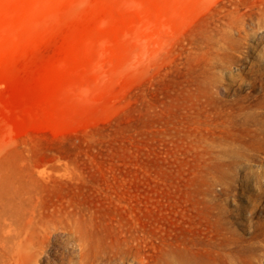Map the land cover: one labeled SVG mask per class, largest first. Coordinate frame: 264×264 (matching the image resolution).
I'll return each instance as SVG.
<instances>
[{
    "label": "rangeland",
    "instance_id": "obj_1",
    "mask_svg": "<svg viewBox=\"0 0 264 264\" xmlns=\"http://www.w3.org/2000/svg\"><path fill=\"white\" fill-rule=\"evenodd\" d=\"M263 97L264 0H0V264H264Z\"/></svg>",
    "mask_w": 264,
    "mask_h": 264
},
{
    "label": "bare ground",
    "instance_id": "obj_2",
    "mask_svg": "<svg viewBox=\"0 0 264 264\" xmlns=\"http://www.w3.org/2000/svg\"><path fill=\"white\" fill-rule=\"evenodd\" d=\"M259 97H260V96H259ZM263 98H264V97H263ZM259 99H260V98H259ZM262 101H264V99H263ZM257 103H259V102H257ZM257 103H255V104H257ZM263 103H264V102H263ZM247 104H248V103H247ZM260 104H262V103H260ZM248 105H249V104H248ZM252 105H254V104H252ZM252 105H251V106H252ZM242 106H243V105H242ZM256 106H257V105H256ZM260 106L262 107V106H264V104H262V105H260ZM260 106H258V107H260ZM243 107H244V106H243ZM253 107H254V106H253ZM248 108H249V107H248ZM255 108H256V107H255ZM253 110H254V109H253ZM246 111H247V109H246ZM248 111L250 112V110H248ZM257 111H258V110H257ZM257 111H256V112H257ZM251 112H252V111H251ZM251 112H250V113H251ZM260 113H262V112H260ZM252 114H253V113H252ZM247 115H248V114H247ZM254 115H255V114H254ZM254 115H252L254 118L257 117V115H255V116H254ZM263 115H264V114H263ZM261 116H262V115H261ZM258 117H259V116H258ZM250 118H251V117H250ZM250 118H249V119H250ZM254 118H252V119L255 120ZM256 119L259 120L260 117H259V119H258V118H256ZM262 119H263V118L261 117V120H262ZM257 120H256V121H257ZM263 121H264V120H263ZM247 122H248V120H247ZM249 122H250V121H249ZM251 122H252V120H251ZM259 122H260V121H259ZM260 123H261V122H260ZM263 123H264V122H262V125H263ZM253 125H254V124H253ZM253 125H252V127H253ZM257 125H260V124L257 123ZM249 126H250V124H249ZM255 126H256V125H255ZM263 126H264V125H263ZM247 127H248V123H247ZM247 127H246V128H247ZM261 127H262V126H261ZM249 129H250V128H249ZM259 130H260V129H259ZM254 131H255V130H254ZM252 132H253V131H252ZM255 132H256V131H255ZM248 133H250V131H249ZM258 133H259V132H258ZM263 133H264V132H263ZM254 134H255V133H254ZM262 135H263V134H262ZM262 135H260V136H262ZM251 136H252V135H251ZM255 136H257V134H256ZM255 136H254V137H255ZM247 137H248V136H247ZM254 137H253V138H254ZM258 138H259V135H258ZM254 139H255V138H254ZM259 140H260V139H259ZM242 141H244V140H242ZM253 141H254V140H253ZM255 141H257V137H256V140H255ZM255 141H254V142H255ZM248 142H249V141H248ZM257 142H258V141H257ZM244 144H245V146L247 145L246 143H244ZM251 144H252V143H251ZM257 144H259V143H256V146H257ZM241 145H242V144H240V146H241ZM252 145H253V144H252ZM254 146H255V145H254ZM263 146H264V145H263ZM242 147H243V146H242ZM242 147H240V148L242 149ZM249 147H251V146H249ZM252 147H253V146H252ZM253 148H254V147H253ZM255 148H256V147H255ZM255 148H254V149H255ZM245 149H246V148H244V150H245ZM247 149H248V148H247ZM247 149H246V150H247ZM257 149H258V147L256 148V150H257ZM261 149H263V148L261 147ZM235 150H236V149H235ZM237 150H238V147H237ZM244 150H243V151H244ZM249 150H250V149H249ZM259 150H260V149H259ZM239 151H240V150H239ZM236 152H237V151H236ZM236 152H235V153H236ZM246 152H248V151H246ZM253 152H254V151H253ZM260 152H261V150H260ZM260 152H259V153H260ZM231 153H232V151H231ZM233 153H234V152H233ZM237 153H238V152H237ZM248 153H249V152H248ZM248 153H247V154L245 153V154H246V156L249 157ZM251 153H252V152H251ZM255 153H257V152H255ZM245 154H242V151H241V156H243V155L245 156ZM252 154H253V153H252ZM231 155H232V154H231ZM253 155H254V154H253ZM257 155H259V154L257 153ZM263 155H264V154H263ZM236 156H238V155L236 154ZM250 156H251V154H250ZM234 157H235V156H234ZM248 157H247V158H248ZM253 157H254V156H253ZM255 157H256V156H255ZM235 158H236V157H235ZM242 158H245V157H242ZM250 158H251V157H250ZM250 158H249V159H250ZM235 160H236V159H235ZM237 160H240V158L237 159ZM242 160H243V159H242ZM246 160H247V159H246ZM252 160H253V159H252ZM240 161H241V160H240ZM249 161H250V160H249ZM236 163H237V162L234 161V164H236ZM259 173H260V172H259ZM261 173H262V172H261ZM254 174H255V173H254ZM254 174H252V175H254ZM262 175H263V174H262ZM262 187H263V186H262ZM263 221H264V220H263ZM261 227H262V225H261ZM263 227H264V226H263ZM258 228H260V227H258ZM256 229H257V228H256ZM253 230H254V229H253ZM253 230H252V231H253ZM262 230H263V229H262ZM262 230H260V231H262ZM253 232H254V231H253ZM256 232H258V231H256ZM260 233H261V232H260ZM263 233H264V231H263ZM261 234H262V233H261ZM253 235H254V234H253ZM251 236H252V235H251ZM256 236H258V235L255 234V238H256ZM259 236H260V234H259ZM247 239H248V238H247ZM247 239H246V240H247ZM250 239H251V238H250ZM250 239H248V240H250ZM258 239H259V237H258ZM243 240H244V239H243ZM253 240H254V237H253ZM256 240H257V239H256ZM263 240H264V239H263ZM258 241H259V240H258ZM256 242H257V241H256ZM245 243H246V242H245ZM245 243H244V244H245ZM250 243H251V242H248V244H250ZM253 243H254V241H253ZM259 243L261 244V242H259ZM246 244H247V243H246ZM248 244H247V246H246L247 248L253 246V245H251V246L249 245V247H248ZM254 244H255V243H254ZM257 244H258V243H257ZM262 245H264V244H262ZM262 245H261V246H262ZM259 246H260V245H259ZM259 246H258V247H259ZM255 247H256V245H255ZM174 248H175V247H174ZM234 248H235V247H234ZM234 248L232 247V249H234ZM237 248H238V247H237ZM256 248H257V247H256ZM232 249H231V250H232ZM244 249H246V248H244ZM249 249H250V248H249ZM175 250H176V249H175ZM184 250H185V249H184ZM237 250H238V249H237ZM237 250H235V251H237ZM251 250H252V249H251ZM253 250H255V249H253ZM256 250L258 251V249H256ZM256 250H255V251H256ZM176 251H177V250H176ZM181 251H182V250H181ZM185 251H186V250H185ZM166 252H167V251H166ZM239 252H240V251H239ZM246 252H247V251H246ZM168 253H169V251H168ZM170 253H171V252H170ZM172 253H173V255H174V251H173ZM172 253H171V254H172ZM182 253H183V252H182ZM185 253H186V252H185ZM188 253H189V251H188ZM236 253H237V252H236ZM236 253H235V254H236ZM240 253H244V251H243V252H240ZM253 253L255 254V252H253ZM253 253H252L251 257L253 256ZM175 254H176V253H175ZM183 254H184V253H183ZM189 254H190V253H189ZM189 254H187V255H189ZM235 254H234V255H235ZM237 254H238V253H237ZM246 254H247V253H246ZM256 254H257V252H256ZM165 255H167V253H166ZM165 255H164V256H165ZM249 255H250V254H249ZM96 256H97V255H96ZM175 256H176V255H175ZM235 256H236V255H235ZM237 256H238V255H237ZM244 256H245V254H244ZM168 257H170V255H169ZM191 257H192V256H191ZM194 257H195V255L193 256V258H194ZM228 257H229V256H228ZM230 257H231V256H230ZM246 257H248V256H246ZM249 257H250V256H249ZM251 257H250V258H251ZM177 258H181V256H180V257H179V256H178V257L176 256V259H177ZM224 258H227V256L224 257ZM238 258H239V257H238ZM238 258H236V259L239 260ZM241 258H242V257H240V259H241ZM183 259H184V258H183ZM198 259H201V258L198 257ZM228 259H229V258H227V260H228ZM232 259H233V258H232ZM242 259H243V258H242ZM244 259H245V258H244ZM244 259H243V261H244ZM253 259H254V258H253ZM256 259H257V258H256ZM167 260H168V259H167ZM185 260H188V259L186 258V259H184V261H185ZM191 260H192V259H191ZM224 260H225V259H224ZM229 260H230V259H229ZM249 260H250V259H249ZM254 260H255V259H254ZM93 261H94V260H93ZM164 261L166 262V260H164ZM170 261H171V258H170ZM170 261H169V263H170ZM177 261H179V262H177ZM177 261H176L177 264H180V263H181V260H180V259H177ZM184 261H182V263H183ZM193 261H194V260H193ZM83 262H84V261H83ZM185 262H186V261H185ZM190 262H191V261L189 260V263H190ZM198 262L200 263V262H202V261L199 260ZM228 262H229V261H228ZM234 262H236V260H235ZM239 262H240V260H239ZM245 262H246V261H245ZM245 262H243V263L245 264ZM253 262H254V261H253ZM77 263H78V262H77ZM166 263H167V262H166ZM173 263H174V261H173ZM173 263L171 262V264H173ZM182 263H181V264H182ZM186 263H188V261H187ZM192 263H193V262H192ZM229 263H230V262H229ZM241 263H242V261H241ZM241 263H240V264H241ZM78 264H79V263H78ZM87 264H89V262H88ZM90 264H91V263H90ZM175 264H176V263H175ZM183 264H185V263H183ZM232 264H234V263L232 262ZM235 264H236V263H235ZM248 264H249V262H248ZM250 264H251V262H250ZM253 264H254V263H253Z\"/></svg>",
    "mask_w": 264,
    "mask_h": 264
}]
</instances>
